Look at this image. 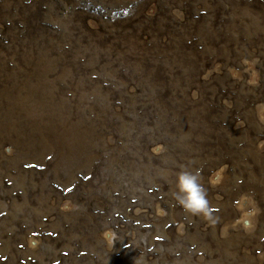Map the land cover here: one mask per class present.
<instances>
[{
    "label": "rangeland",
    "instance_id": "374dc122",
    "mask_svg": "<svg viewBox=\"0 0 264 264\" xmlns=\"http://www.w3.org/2000/svg\"><path fill=\"white\" fill-rule=\"evenodd\" d=\"M261 116L264 0H0V264H264Z\"/></svg>",
    "mask_w": 264,
    "mask_h": 264
},
{
    "label": "clouds",
    "instance_id": "9594fccd",
    "mask_svg": "<svg viewBox=\"0 0 264 264\" xmlns=\"http://www.w3.org/2000/svg\"><path fill=\"white\" fill-rule=\"evenodd\" d=\"M264 120V116H261ZM221 172L223 169L220 170ZM179 203L189 212L200 213L206 211V192L199 183L195 173L184 172L177 178Z\"/></svg>",
    "mask_w": 264,
    "mask_h": 264
},
{
    "label": "snow or ice",
    "instance_id": "6c2138e0",
    "mask_svg": "<svg viewBox=\"0 0 264 264\" xmlns=\"http://www.w3.org/2000/svg\"><path fill=\"white\" fill-rule=\"evenodd\" d=\"M69 191H71L72 189H68Z\"/></svg>",
    "mask_w": 264,
    "mask_h": 264
}]
</instances>
